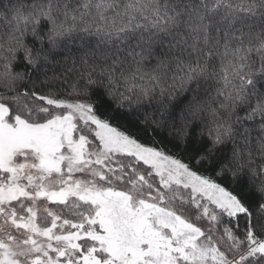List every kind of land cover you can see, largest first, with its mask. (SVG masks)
Wrapping results in <instances>:
<instances>
[{"label":"snow or ice","instance_id":"1","mask_svg":"<svg viewBox=\"0 0 264 264\" xmlns=\"http://www.w3.org/2000/svg\"><path fill=\"white\" fill-rule=\"evenodd\" d=\"M257 16L259 26L249 23ZM9 19L25 60L33 66L22 41L25 35L40 40L37 29L42 24L49 26L47 37L52 43L76 32L79 24L84 35L102 37L119 52L124 51L121 45L133 40L139 47L179 37L172 48L183 45L191 49L189 55H196L195 65L176 60L178 72L184 75L173 79L181 90L193 79H215L221 85L217 96L225 101L220 107L230 119L237 105L249 103L251 91L259 100L234 122L242 126L259 120L264 131V92L257 88V78L264 80V0H46L32 4L27 15L16 7ZM8 51L15 54L11 48ZM128 55L135 65L127 76L120 72L124 91L147 96L160 88L159 76L143 69L145 57L131 51ZM217 62L209 71L210 64ZM121 63L117 60L114 66ZM5 75L10 73L0 78ZM108 75L115 87V74ZM144 76L149 79L141 82ZM70 94L87 95L75 88ZM108 95L115 97L116 92ZM120 98L128 99L124 93ZM25 100L43 106L29 107ZM7 104L15 106V113ZM215 132L213 144L223 143L224 137L233 135L232 124ZM88 135L99 141L98 147ZM257 147L262 162L249 169L248 190L260 194L258 215H264V137ZM247 155L248 164H254L251 152ZM118 157H131L133 162L124 165ZM204 160L198 155L192 163ZM136 164L152 171L146 176ZM252 178L260 180L259 188H252ZM201 197L229 218L247 217L244 239L230 228L217 235L220 220L198 202ZM185 206L198 210L195 220L206 221L209 227L202 230L176 210ZM251 221L252 212L239 193L198 175L179 158L142 146L99 116L95 105L35 92L8 100L7 92L0 93V264H261L264 231L257 235Z\"/></svg>","mask_w":264,"mask_h":264},{"label":"trees","instance_id":"2","mask_svg":"<svg viewBox=\"0 0 264 264\" xmlns=\"http://www.w3.org/2000/svg\"><path fill=\"white\" fill-rule=\"evenodd\" d=\"M41 2L46 0H0V12L4 16V19H0V74L10 73V76L0 78V93L7 92L8 100L19 93L28 92L31 95L35 92L37 95L59 100L79 98L88 101L95 105L99 116L106 118L111 126L130 135L142 146L179 158L189 164L198 175L212 180L230 193H239L252 212L251 222L257 235L264 231V215H258L261 196L254 190H248L249 169L262 162L257 145L264 137V131L260 128L259 120L246 122L242 126L234 122L236 117L245 115L257 103L259 96L254 97L249 91V103L237 105L230 119L229 112L220 107L225 101L222 96H217L221 85L215 79H193L181 90L179 81L173 79L184 75L183 72H178L176 60L182 59L185 63L192 62L195 65L196 55H189L191 49H186L183 45L172 48L179 40L175 36L165 37L162 41L156 39L151 43L146 42L139 47L137 41L133 40L128 45H121L124 51L119 52L115 44L103 43L102 37L84 35L79 31V24L76 32L52 43L47 37L49 26L42 24L37 29V34L43 43L32 35L23 37V45L30 51V59L34 62V66L30 65L25 60V51L16 42L13 35L14 22L9 18L15 14L16 7H22L27 15L32 4ZM238 2L239 0H234V3ZM249 23L259 26L260 17L253 18ZM147 35L145 33L146 41ZM188 43H192L190 38ZM10 48L14 55L8 51ZM130 51L133 55L139 52L145 57L143 69L160 78V88L147 96L139 91L126 93L125 85L119 79L121 71L127 76L135 65V60L128 55ZM219 51L223 52V48L220 47ZM117 60L122 63L114 66ZM5 64L9 65L8 69H5ZM214 66H218V62L217 65L210 64L209 71ZM109 72L114 73L117 78L115 87L109 84ZM148 79L149 76H144L141 82ZM73 88L80 93L86 92L87 95L70 94ZM257 88L264 92V80L261 78H257ZM160 89L164 91L161 92ZM113 91L116 96L110 97L108 93ZM120 93H124L128 99L122 101ZM24 103L29 107L33 103L43 106L36 101L25 100ZM7 106L15 113L14 105ZM60 114L65 113L61 110ZM229 123L232 124L233 135L224 137L223 143L214 145L215 129L221 125L227 127ZM248 152H251L254 164H248ZM198 155H203L205 160L193 164L192 161ZM118 158L124 165L133 162L131 157ZM134 166L146 176L152 171L143 164ZM156 179L153 177L154 181ZM251 184L253 189L261 186L260 180L255 178L251 179ZM116 188L124 189V185L117 184ZM176 210L186 213V217L202 230L209 227L206 221L195 220L198 210L190 206ZM214 212L219 214L217 217L220 220V224L216 226L217 235L223 234V228H230L236 237L244 239L248 226L247 217L238 215L229 218L220 211ZM221 250L224 248L221 247ZM238 256L239 253L236 254ZM229 258H233L231 254Z\"/></svg>","mask_w":264,"mask_h":264},{"label":"rangeland","instance_id":"3","mask_svg":"<svg viewBox=\"0 0 264 264\" xmlns=\"http://www.w3.org/2000/svg\"><path fill=\"white\" fill-rule=\"evenodd\" d=\"M65 101H66V102H69V103H86V104H90L88 101L83 100V99H79V98L69 99V100H65ZM65 114H66V113H65ZM92 137H93V139H92ZM87 138H88L89 140H91V141L93 142V144L97 145V147L99 146V141H97V140L95 139L94 136H92V135H88ZM89 150L92 151V150H95V149L90 148ZM117 159H118L119 163L123 164L122 161H121V159H119V158H117ZM114 166H115V165H114ZM76 178H85V177L78 175ZM117 189H118V188H117ZM119 190H124V189L122 188V189H119ZM181 191L183 192V191H185V190H181ZM185 199H187L186 196H185ZM198 202H200V203L203 204L204 206L208 207L209 210H210L214 215H216V216L219 215V214L215 213L214 211L216 210V211L218 212V211H220V210H219V209H216L214 205H211L210 203H208L207 201H205L202 197L199 198V201H198ZM49 207H50L51 210H53V211H60V209L56 208V206H49ZM214 209H215V210H214ZM190 222H191V221H190ZM192 223H193V222H192ZM193 224H194L195 226H197L195 223H193ZM14 235L17 236V239H23V236H22V235H18L16 232H14ZM236 258L238 259L239 256L236 257Z\"/></svg>","mask_w":264,"mask_h":264},{"label":"flooded vegetation","instance_id":"4","mask_svg":"<svg viewBox=\"0 0 264 264\" xmlns=\"http://www.w3.org/2000/svg\"><path fill=\"white\" fill-rule=\"evenodd\" d=\"M14 232H15V231L12 232V235H14Z\"/></svg>","mask_w":264,"mask_h":264}]
</instances>
